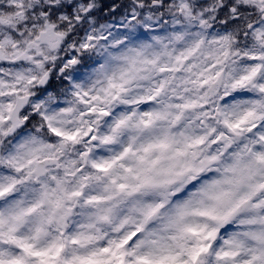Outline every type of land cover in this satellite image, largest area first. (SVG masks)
I'll list each match as a JSON object with an SVG mask.
<instances>
[{
	"label": "clouds",
	"instance_id": "1",
	"mask_svg": "<svg viewBox=\"0 0 264 264\" xmlns=\"http://www.w3.org/2000/svg\"><path fill=\"white\" fill-rule=\"evenodd\" d=\"M92 261L264 264V0H0V264Z\"/></svg>",
	"mask_w": 264,
	"mask_h": 264
},
{
	"label": "snow or ice",
	"instance_id": "2",
	"mask_svg": "<svg viewBox=\"0 0 264 264\" xmlns=\"http://www.w3.org/2000/svg\"><path fill=\"white\" fill-rule=\"evenodd\" d=\"M107 251V249H105ZM35 255H43V253H34ZM16 264H19V262H16ZM90 264H104L102 261H92Z\"/></svg>",
	"mask_w": 264,
	"mask_h": 264
}]
</instances>
